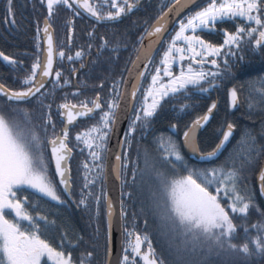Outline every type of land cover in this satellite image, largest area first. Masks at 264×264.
Wrapping results in <instances>:
<instances>
[{
  "label": "snow or ice",
  "instance_id": "obj_1",
  "mask_svg": "<svg viewBox=\"0 0 264 264\" xmlns=\"http://www.w3.org/2000/svg\"><path fill=\"white\" fill-rule=\"evenodd\" d=\"M39 3L47 14L43 28L37 25L36 52L30 67L0 51V61L17 74L20 85L12 88L0 82V105H7L13 113L8 117L0 112V264H98L91 251H80L74 257L83 237L60 229L57 246L49 239L57 231L56 221L41 205L54 202L64 206V197L70 200L74 194L78 199L72 202L93 219L103 215V264H112L117 212L106 188L109 174L120 188L118 228L123 239L116 249V264H165L163 252L157 253L149 233L137 228L136 213L127 218L124 198L132 193L125 191L126 186L137 190L140 214H150L156 221L158 237L164 238L169 255L175 249L179 264H217L214 257L222 252L264 260V210L257 203L256 190L264 197V69L227 89L229 108L246 106V119L253 123L255 115H260L261 139L253 128L244 126L236 141L239 148L234 147L223 160L220 157L231 143L234 123L221 124L210 148L202 149L198 140V133L206 131L205 126L214 118L215 101L183 129L165 115L169 108L184 113L190 107L189 99L219 89L233 76V67L243 65L246 51L264 59V0H159L154 23L144 28L132 46L135 58L126 60L121 76L107 89L101 82L94 96L85 98L79 90L64 91L79 89L84 82L70 80L61 71L63 62L67 61L75 77L87 63L112 61L122 45L118 39L113 43L97 34L93 26L86 33V46L73 54L72 20L68 19L66 54L63 43L54 41V15L61 10L72 16L86 13L95 24L107 25L140 11L141 0ZM6 5L5 22L14 25L13 0H6ZM217 33L220 41L208 38ZM41 41L46 47L42 48ZM93 55L95 59H86ZM76 63L78 68L73 66ZM58 91L62 92V102L55 106L59 131L52 104ZM104 91L107 95L102 98ZM26 104L38 107L39 120L33 121ZM21 115L22 121L18 119ZM78 118L88 126L70 141V130ZM125 119L127 126L121 135L119 126ZM157 121L167 124V133H158ZM149 130L154 153L147 148L140 153L138 149L136 157L130 159L133 134L147 136ZM112 137L115 142L110 149ZM183 149L201 163L189 164ZM74 150L83 157L77 162L75 175L71 167ZM257 168V185L252 188L249 174ZM145 190L149 193L147 201L142 198ZM250 209L259 219L249 224ZM143 225L148 227L147 219ZM238 226L243 233L239 243ZM95 231L99 238V226Z\"/></svg>",
  "mask_w": 264,
  "mask_h": 264
},
{
  "label": "trees",
  "instance_id": "obj_2",
  "mask_svg": "<svg viewBox=\"0 0 264 264\" xmlns=\"http://www.w3.org/2000/svg\"><path fill=\"white\" fill-rule=\"evenodd\" d=\"M149 0H146L145 6H150L152 9H156L159 4V0H153L152 3L147 4ZM98 4L100 1H96ZM14 4V18L16 23L13 25L10 22H5V11H6V0H0V51H3L6 55H11L13 58L18 59L22 62L25 67V62L30 64L34 58L36 48H35V40L37 25L42 29V22L38 21L40 18L41 12H46V8L42 7L39 3V0H13ZM37 8H39L37 10ZM146 13V12H145ZM68 16V12L65 10H61L59 14L54 15L52 20V30L54 36L57 40V44L62 42L64 38L66 40L68 46V33L65 34V37L61 38L60 34L58 35L59 23L62 21H66L67 19L62 16ZM156 16V12L151 14L148 19L144 20L142 26V32L145 27L151 28L154 23V19ZM11 20V17L9 18ZM147 21V24H145ZM79 24L76 26L77 31L74 32V36L72 39H76L75 48H79L80 46H86L88 41V36L86 33L91 30L93 27L89 28V26H84L83 21L78 22ZM98 28H95L97 31ZM100 30V31H99ZM98 32L99 35H103L105 39L115 43L117 39L120 41L122 47L118 55V60H128L129 57L132 59L135 58V53L132 52V46L135 44L138 38V30L135 26H113L111 28H100ZM68 31V29L66 30ZM132 35V36H131ZM212 41H220L219 34H214L211 37H208ZM125 41H127L126 48L124 47ZM72 43V42H71ZM95 43H99V41H95ZM42 46V45H41ZM68 48V47H67ZM95 48H93V52ZM105 61V60H102ZM261 69H264V59H262L257 54H254L250 51L245 52V61L243 65H237L233 67L232 72L233 76L229 79H226L221 87L217 90L211 91L208 94L199 95L196 99H189L187 103L190 107L184 113H174L171 109L166 110V118L172 120V122L177 123L178 129H183L185 125L190 124L192 120L196 119L197 116L202 115L206 110L207 106H209L213 101L217 103L216 117L210 127L206 130V132L199 139L200 147L202 149L210 148L214 146L215 137L218 134V129L224 121L232 122L235 125V129L237 130L236 137L228 150L222 155L220 160H223L229 151H231L234 147L239 148V145L236 144V141L239 140L240 130L244 126H248L255 130L257 134V139L260 140L261 137L258 135L260 131V115L257 113L255 115V123L252 120L246 119L247 108L246 106H241L238 109H232L228 107V95L227 89L232 87L233 84H240L247 80L250 76H255L257 72H260ZM10 69L0 61V82L4 83L8 87L17 88L19 87V78L15 73H5ZM121 73H98V77L100 81H107V76L115 75ZM124 74V73H123ZM96 78V75H94ZM95 85H91L90 89L92 92H88L87 94L93 95L95 94L94 88L98 85L97 78L95 81ZM89 87V86H88ZM82 98H85L86 93H81ZM54 101V100H53ZM52 101V104H53ZM24 107L27 108L29 114L31 115L33 121L39 120V109L34 104H26ZM0 112H3L5 116L11 117L13 113H11L7 105H0ZM21 121L23 120V116L18 117ZM155 128L158 130V133L163 132L167 133V124L161 123L159 121L156 122ZM157 133V134H158ZM41 135L43 133L41 132ZM152 137L145 144L146 146H151ZM186 158V157H185ZM242 158V157H241ZM83 159L77 152L74 159L75 168L73 169V174L75 175V169L77 162ZM187 159V158H186ZM189 164H193L189 159H187ZM258 175V168L249 174V184L250 187L256 188V179ZM257 190V189H256ZM62 195V194H61ZM65 198V197H64ZM73 200H77L78 196L73 195ZM257 203L261 207V210H264L262 207L258 193H257ZM41 208L44 212L49 214V218L56 221L55 228L57 231L52 233L49 236L50 241L54 246H57L60 242V229H67L69 234H75L83 239L80 241L78 249L74 250V257L79 255L80 251H91L93 252V259L98 262V264H103L104 259V217L101 214L98 220L93 219L88 213H86L82 208L77 207L78 211L75 208H68L67 206H59L54 205V203H49L47 205H41ZM101 212H103V207L101 206ZM128 215V214H127ZM132 214L130 213V218ZM137 220V228L141 230H148L144 228L143 220L151 219L149 221L150 227H156V233L154 234V241H156V250L157 253L163 252V256L161 258L165 259V264H169V261L175 262V264H179L177 261V253L175 249L171 250L172 254L169 255L168 246L165 243L163 237H158V227L156 221L151 217V215L142 216L141 214H136ZM148 217V218H145ZM259 219L258 213L253 210H249V214L247 217L248 223L256 222ZM99 226L100 234L99 238H97L96 228ZM238 235L240 239L236 242L239 243L240 240L243 239L242 229L238 226ZM157 238L159 241V245L157 246ZM180 240L177 239L175 244L177 247L180 246ZM214 260L217 264H264V260H258L256 257H253L251 260L244 259L239 255L232 254L230 252H222L220 256L214 257Z\"/></svg>",
  "mask_w": 264,
  "mask_h": 264
},
{
  "label": "flooded vegetation",
  "instance_id": "obj_3",
  "mask_svg": "<svg viewBox=\"0 0 264 264\" xmlns=\"http://www.w3.org/2000/svg\"><path fill=\"white\" fill-rule=\"evenodd\" d=\"M96 1L97 0H90V2H94V3H97ZM98 1H100V0H98ZM152 1L153 0H149L147 2V4L152 3ZM145 2H146V0H141V5L143 7H141L140 11L131 14L129 18H126V19H124V20H122L121 22H118V23H111V24H107V25L95 24V21L91 20L89 18L90 16H87L88 14L86 15V13H83L81 16H72L69 11L65 10V11L68 12L69 15L68 16H64L63 15L62 17L67 19V20L68 19L72 20V25H71V28H72L71 35L72 36H74V32L77 31L76 26L79 24L78 22H82V21L84 22L83 23L84 26H89V28L94 26L95 28H98L97 31H96L97 34H100L98 32V30L100 28H106V27L111 28L113 26H121L122 27L123 25L124 26H128V25L135 26L136 25V28L139 31L138 33L141 34L144 20L148 19L151 14L156 12V9H152V8H150V6H145L144 5ZM38 9L39 8H37V10ZM46 14H47L46 12H41L40 13L41 16L38 19V21L42 22V24H43V20H44V17L46 16ZM67 20L66 21H62L61 23H59L60 32H58V35L60 34L61 38L65 37V34L68 33V31H66L68 29ZM41 36H43L42 32H41ZM53 36H54V33H53ZM54 39H55V42L58 43L56 38H55V36H54ZM76 41H77L76 39H72V41H71L72 42L71 43V48L73 50V54H74V51L77 50V48L74 47V45L76 46V44H77ZM62 43L64 45V50H65V52L67 54L68 48H67L66 40L64 38L62 39ZM41 45H42V48H43V41H41ZM93 53H95V51ZM86 59L90 61V60L95 59V56L93 55V57H88ZM125 62H126V59L125 60H121V59L118 60V55H116L112 61L99 60L95 64L87 63L86 67L84 69H79L78 70L79 72L77 71L78 74H76V76L73 77L71 75V72H70L69 65H68L67 61H64L63 64L61 65V71L65 75L69 76V79L74 81V82L75 81H80V80H83V82H84V84L79 89H76L75 87H69V88L65 89L64 91H68L69 93H71V92H75V91L79 90L81 93H86L85 97H93L94 94L93 95L87 94L88 92H92V90L90 89V86L96 84L95 81H96V78H97L98 85L94 88V92L96 93L99 90V85L101 84V82H103V81L99 80L98 73H121V69L125 67ZM25 65H26L25 68L29 67V63L28 62H25ZM73 66L78 68V63L74 64ZM129 66H131L130 63H129ZM8 72L9 73H13L11 70H9V71H7L5 73H8ZM127 74H128L127 72H124L123 75L127 76ZM94 75H96V78L94 77ZM120 76H121L120 74H115L113 76L112 75L107 76V81L103 82V84L105 85V89H107V87L111 83V81L117 79ZM123 87H124V85L122 84L121 85V91H123ZM105 95H107L106 91L101 93L102 98ZM69 98L72 99L73 102H76L75 98H73L71 96ZM60 102H62V92L58 91L57 95H56V98L53 101V120H54V122L57 123V131H59L60 125H59V122H58L59 118L56 116V107L55 106H56L57 103H60ZM80 119H83V118H80ZM80 119L78 118V120L75 122L76 126L72 127L71 130H70V133H69L70 141H74L75 134L77 132H79V131L85 130L86 127L88 126L86 123H82ZM133 136L135 137V139H133L132 145H131V147L128 150L130 159L136 157L138 149H139L140 153H143L145 148H147L150 152L154 153V149H155V145L154 144H152L150 147L149 146L145 147V144L147 142H149V140L152 137L151 130H149L147 136H140L138 133H134ZM76 152L77 151H75V150L73 152V162L71 164V167L73 169L75 168L74 159H75ZM129 167H131V165ZM58 191H60L61 194L63 195V193H62V191L60 190L59 187H58ZM125 191H130L132 193V195L130 197H125L124 198L125 199V205H126V208H127V214H128L127 218L130 219V213L133 214L135 212L136 214H140L139 206H140L141 196L138 194V192H137V190L135 188H129V187L126 186ZM148 195H149V193L147 192V190H145V192L143 193L142 198L145 201H147ZM65 199L67 200V203L64 206H67L68 208L73 207L66 197H65ZM52 203H54V202H52ZM73 208H75V207H73ZM75 209H76V211H78L77 207ZM145 218H148V217H145ZM147 220H148V223H149V221H151V219H147ZM146 229H148L147 232L149 233V237H150V239L153 242V247L156 249V241H154V234L156 233V227H150V225L148 224V227ZM158 245H159V241H158V238H157V246Z\"/></svg>",
  "mask_w": 264,
  "mask_h": 264
},
{
  "label": "water",
  "instance_id": "obj_4",
  "mask_svg": "<svg viewBox=\"0 0 264 264\" xmlns=\"http://www.w3.org/2000/svg\"><path fill=\"white\" fill-rule=\"evenodd\" d=\"M197 2L199 3V0H197ZM187 11V10H186ZM87 15V14H86ZM88 16V15H87ZM91 20H93L91 17H89ZM111 24V23H110ZM169 27H171V20L169 22ZM55 41V39H54ZM144 43L146 44L147 43V39H145ZM43 47H46V45L43 44ZM54 67H55V63H54ZM141 67H143V65H141ZM133 71H135V69H133ZM79 72V71H78ZM77 72V74H78ZM128 76V74H127ZM130 79V78H129ZM123 91H124V87H123ZM2 99V98H0ZM121 107L123 108L124 105L122 104ZM126 115V113H125ZM216 117V110H214V118L211 119L209 121V125H206L205 128L208 129L210 127V125L212 124V122L214 121ZM80 119V118H79ZM82 120V119H80ZM127 126V120L125 119L122 123H120V126H119V131H120V134L122 135L125 128ZM206 131L205 130H201V133H198V140L201 138V136L205 133ZM236 134H237V130L235 129L234 130V133H233V137L230 138L231 139V143L227 146V149L225 150V152L228 150V148L230 147V145L232 144V142L234 141L235 137H236ZM115 142V137H112V139L110 140L109 142V148L111 149L112 147V144ZM224 152V153H225ZM183 153L185 154V157L187 159H189L191 162L193 163H201L197 160H195L192 156H191V153L188 152L187 149H183ZM223 153V154H224ZM222 157V156H221ZM220 157V158H221ZM112 160H113V157H112V153L111 151H109L108 153V163L109 165H111L112 163ZM54 167V165H53ZM256 185H257V179H256ZM60 188V190L62 191V188L60 186H58ZM106 188H107V192H108V196L109 198L112 200L113 202V205H114V208L116 209V212H117V217H116V220L114 221V227H113V260H112V264H116V260H115V253H116V249L117 247L119 246V243L120 241L122 240V236L120 235V232H119V228H118V224H119V219H118V211H119V199H120V188H119V182L115 180V178L109 174L108 176V180H107V185H106ZM63 193V192H62ZM257 193H258V188H257ZM66 197V196H65ZM259 197V200H260V203L262 205V207L264 208V197ZM67 198V197H66ZM68 199V198H67ZM68 201L71 203V205L73 207L76 208V204L73 203V199L71 198L70 200L68 199Z\"/></svg>",
  "mask_w": 264,
  "mask_h": 264
},
{
  "label": "rangeland",
  "instance_id": "obj_5",
  "mask_svg": "<svg viewBox=\"0 0 264 264\" xmlns=\"http://www.w3.org/2000/svg\"><path fill=\"white\" fill-rule=\"evenodd\" d=\"M210 67V66H209Z\"/></svg>",
  "mask_w": 264,
  "mask_h": 264
}]
</instances>
